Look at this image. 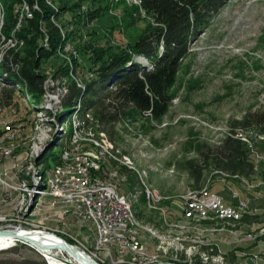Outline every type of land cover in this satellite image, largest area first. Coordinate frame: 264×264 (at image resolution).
<instances>
[{
	"label": "rangeland",
	"instance_id": "rangeland-1",
	"mask_svg": "<svg viewBox=\"0 0 264 264\" xmlns=\"http://www.w3.org/2000/svg\"><path fill=\"white\" fill-rule=\"evenodd\" d=\"M48 1L55 7L68 5L75 10L62 12L59 17L72 34L54 54L43 59L47 92L36 104L18 90L6 97L0 85V229H47L74 246L82 244V249L77 248L85 249L88 255L90 250L96 251L92 223L64 211L66 203L51 189L47 193L48 182L52 188L56 170L62 166L64 154L69 153L82 155L76 162L68 159L74 168L72 174L82 161L101 163L100 168L90 167L91 176L113 183L128 196L140 223L174 236L158 213V204L171 217L180 214L181 195L198 185L189 162L198 160L199 148L221 143L231 129H241L240 121L247 112L264 108V0H227L193 35L171 88L172 103L160 119L129 109L113 123L101 121L93 108L80 110L79 100L65 112L62 96L69 86L84 87L96 78V67L101 64L97 55L104 53L100 49L108 51L134 42L151 23L150 16L139 10L130 19V7L138 5L126 0ZM27 9L16 6L19 25ZM6 10L0 0L1 19ZM88 11L94 15L87 18ZM13 41H9L11 45ZM0 48L4 50V44ZM256 146L253 151L247 145V150L261 171L264 142ZM207 172L201 186L209 184L226 198L239 193L251 206L239 222L214 221L218 230L211 225H198V230L193 223L176 227L181 241L188 245L207 238L210 245L198 246L197 254L213 253L216 250L210 248L214 245L211 242H219L216 249L221 250L222 261L218 264H264V178ZM254 182H260V187L254 188ZM147 187L169 198L158 204L149 202ZM141 236L149 250L159 240L148 233ZM39 249L16 239L13 245L0 249V260L47 264ZM179 255L187 257L185 251Z\"/></svg>",
	"mask_w": 264,
	"mask_h": 264
},
{
	"label": "trees",
	"instance_id": "trees-1",
	"mask_svg": "<svg viewBox=\"0 0 264 264\" xmlns=\"http://www.w3.org/2000/svg\"><path fill=\"white\" fill-rule=\"evenodd\" d=\"M2 1L7 10L4 18H0V44L5 46L4 50L0 48V85L6 97L18 90L36 104L47 92L43 59L54 54L66 36L72 34L67 31L68 25L60 21V14L75 10L68 5L55 7L48 0ZM226 1L142 0L141 5L131 6L130 19L136 11L143 10L151 23L127 46L100 49L104 53L97 55L101 64L96 67V78L84 87L69 86L61 100L64 111L71 110L79 100L80 110L93 108L99 119L107 123L126 116L129 109L160 119L172 103L171 88L182 60L189 53L191 38ZM23 5L28 11L19 25L16 6ZM93 15L91 11L86 14L87 18ZM13 40L16 42L11 45L9 41ZM240 124L241 128L253 127L264 132V108L247 112ZM189 170L197 187L210 170L219 175L227 173V177L264 178V167L257 170L244 143L230 133L217 145L203 144L198 160L189 162ZM0 264L46 263L3 259Z\"/></svg>",
	"mask_w": 264,
	"mask_h": 264
},
{
	"label": "bare ground",
	"instance_id": "bare-ground-1",
	"mask_svg": "<svg viewBox=\"0 0 264 264\" xmlns=\"http://www.w3.org/2000/svg\"><path fill=\"white\" fill-rule=\"evenodd\" d=\"M127 1L134 3L136 5H141L142 3V0H126V2ZM141 11L143 14H145L143 10ZM230 134L234 135L239 139L244 140L253 151L255 147H257L256 145L258 139L261 142H264V132L258 131L254 128L235 129L233 133L230 132ZM63 158L64 161L62 166H59L58 169L56 170L58 171V175L55 176V179H53L52 181L53 186L51 188V193L55 194L60 199H62L64 203H66L67 201L68 205L74 206L75 199H78L79 195H89V191H93V190L113 189V192H115L116 194H120V198L122 199L125 205V213L126 215H129V218L121 219V227H111V231H107V238H114V235H120L124 238L137 237V239L139 240L137 245L134 246V253H125V251L107 250L104 244L101 242V238H104L105 236V221L104 219H102V217H95V223L93 224V229L95 233V239H94L95 247L93 248L96 251L92 252V250H90L91 253L89 255L93 257L96 261H112L110 264H141V263L156 264V262H162V261H170L171 264H218L220 261H222L221 254H219L221 253V250L216 249L219 248V242L218 243L211 242V244L214 245L210 248H214L216 250L213 253L209 251V252H202L197 254L198 250L204 247L203 245H210V243H208V239L200 238L199 240H196L197 243L193 242L195 244L190 243L186 245L184 242L181 241L180 236L182 235L177 234L178 231H176V227L177 228L185 227L193 223L194 227L198 230H199L198 225L200 226L211 225L213 226L214 230L215 229L218 230L220 228L214 227L213 224L214 221L216 223H219L221 220L223 222H233V223L239 222L241 218H243L242 216L244 212L247 209H249L248 204H239L238 207L235 209V205L232 203H226V207L219 208L215 202H206V210L208 211V214H198L197 212H181L180 214H178V220L176 221L168 220V216L160 214L162 215L164 222L171 227L169 231L174 236H171V234H167V233L160 234L158 233L155 227L140 223V221L134 215L132 203L129 197L123 193H120L117 190V187L113 183L105 182L101 179V177L100 178L93 177L91 176L90 173H80L81 170L84 169V166L100 168L101 163L97 164L96 162H92V163L88 162L86 164V162L82 161L74 171L73 175L75 176H70L69 178H66V185H72V186L71 187L61 186L60 179H62V172L66 174H72L74 169L73 166L70 165V162L68 163L69 158H66L64 156ZM150 190L153 189L149 187L146 188V196L149 202L153 201ZM196 190L197 188H193L192 190L186 191L184 194L181 195V199L190 196L191 201H198V192H196ZM165 198L167 197L163 196L160 193V200ZM231 212H235V213L231 214ZM81 217L85 218V216H81ZM30 230H27L24 227L15 229V231L18 232L20 237L31 236L33 239H35V241L38 244L36 246L49 256V259L52 264H59V262L51 257L50 253H52V250L50 247H46V246H51V245L71 246L80 255L87 257V255L85 254L86 253L85 249L80 250L81 248L80 249L77 248V246L72 245L70 242L64 240L62 237L56 234H53L51 232H43L44 235H42L41 231H38V229L36 231L33 230L30 231ZM203 230H209V229H206L205 227V229L203 228ZM142 232L144 234L145 233L151 234L152 236L157 237L159 239L157 243L154 244L155 246H153L152 250H149L147 247H145L144 237L141 236ZM181 233L183 234L185 233V231L184 232L182 231ZM185 235L188 236V234ZM190 236H194V235H190ZM15 240H16L15 237H13L12 235L0 234V249L13 245L15 243ZM198 241L200 242V244H198ZM52 242H56V243L53 244ZM200 245L201 248L197 250L198 246L200 247ZM183 251H185L187 254V257L185 258H181L179 255L180 252Z\"/></svg>",
	"mask_w": 264,
	"mask_h": 264
},
{
	"label": "built area",
	"instance_id": "built-area-1",
	"mask_svg": "<svg viewBox=\"0 0 264 264\" xmlns=\"http://www.w3.org/2000/svg\"><path fill=\"white\" fill-rule=\"evenodd\" d=\"M258 144H261V141L258 139ZM247 149V145H245ZM64 157L70 158L72 161L81 160L82 155H73V154H64ZM80 173H92L89 166H84V169ZM70 176H75L73 174H65L62 172L61 186L66 185V178ZM240 180H242L240 178ZM260 187V182H254V188ZM51 189V183L48 182L47 193ZM196 192H198V201H191L190 196L180 199L179 205L181 206V212H197L198 214H208L206 210V202H215L218 207H226V203H233L235 209L239 204H248L251 206L248 199L241 198L239 193H232L231 197L226 198L220 192L214 191L211 189L210 185H203L197 187ZM152 195L153 203L158 204L160 200V193L156 190H150ZM169 196H167V199ZM237 199L234 201V199ZM64 211H71V213L78 214L80 216H85V219L89 220L92 225L95 223V217H102L105 221V236L101 238V242L104 244L107 250L114 251H125V253H134V246L137 245V237L124 238L120 235H114V238H107V231H111V227H121V219L129 218V215L125 213V205L120 198V194L113 192V189H104V190H93L89 191V195H79L78 199H75L74 206H67V201L65 204ZM158 213L168 216V220H178V213L174 214L173 217L169 216L167 209H162V206L158 204ZM235 212H231L234 214ZM33 231H36L30 228ZM41 234L43 232H51L47 229H41ZM94 232V231H93ZM56 234L55 232H51ZM58 235V234H56ZM95 235V233H94ZM59 236V235H58ZM64 238V237H63ZM65 239V238H64ZM66 240V239H65ZM67 241V240H66ZM55 244L56 242H52ZM33 244V243H31ZM38 248L35 244H33ZM75 245V244H73ZM79 248L82 249V244H76ZM39 249V248H38ZM40 250V249H39ZM51 257L59 262V264H86L82 260L76 258L70 254L67 250L61 247H52ZM44 257L46 258L47 264H52L49 256L40 250ZM87 254V253H85ZM88 255V254H87ZM90 257V255H88ZM91 258V257H90ZM93 259V258H91ZM95 261V260H93ZM97 264H110L112 261H95ZM143 264V263H141ZM156 264H171L170 261L156 262Z\"/></svg>",
	"mask_w": 264,
	"mask_h": 264
},
{
	"label": "water",
	"instance_id": "water-1",
	"mask_svg": "<svg viewBox=\"0 0 264 264\" xmlns=\"http://www.w3.org/2000/svg\"><path fill=\"white\" fill-rule=\"evenodd\" d=\"M0 234L12 235L16 239H22V240H25V241H29L31 243H35V245H38L37 242L35 241V239H33L31 236L20 237L18 232L15 231V229H0ZM40 244H42V243H40ZM46 247H50V248H52V247H61V248L65 249V250H67L69 253H71L76 258H78V259L82 260L83 262H85L86 264H97L88 255H87V257L80 255L71 246H67V245H61V246L60 245H51V246H46Z\"/></svg>",
	"mask_w": 264,
	"mask_h": 264
}]
</instances>
